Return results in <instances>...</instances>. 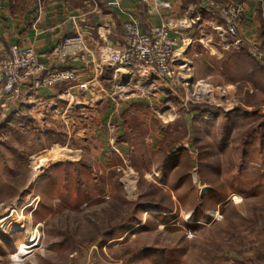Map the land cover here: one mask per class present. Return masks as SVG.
<instances>
[{
	"label": "rangeland",
	"instance_id": "1",
	"mask_svg": "<svg viewBox=\"0 0 264 264\" xmlns=\"http://www.w3.org/2000/svg\"><path fill=\"white\" fill-rule=\"evenodd\" d=\"M218 31L241 51L222 77L139 72L99 107L0 106V264H264V63Z\"/></svg>",
	"mask_w": 264,
	"mask_h": 264
},
{
	"label": "crops",
	"instance_id": "2",
	"mask_svg": "<svg viewBox=\"0 0 264 264\" xmlns=\"http://www.w3.org/2000/svg\"><path fill=\"white\" fill-rule=\"evenodd\" d=\"M110 1L117 4L109 6ZM213 1L231 0H0V59L12 45L31 47L46 67L69 70L75 76L52 87L34 88L25 84L15 97L4 93L0 72V106L6 105L3 108L9 116L27 109L36 114L47 113L46 108L51 107L58 113H66L72 108L105 105L112 86L126 83L135 74L109 61L110 53L123 42L124 24L132 19L142 33L167 27L171 36L179 39L173 65L181 79H213L222 77L223 70L231 73L232 67L240 62L241 51L216 37L220 36L218 30L224 23L207 11L208 3ZM236 1L243 9L241 41L264 44V14L259 11L262 3ZM215 19H220V24ZM77 34L84 35L93 58L60 59L53 54L60 42ZM140 74L143 82L152 84L151 79H155L154 87L162 85L154 69ZM106 111L111 112V107Z\"/></svg>",
	"mask_w": 264,
	"mask_h": 264
},
{
	"label": "built area",
	"instance_id": "3",
	"mask_svg": "<svg viewBox=\"0 0 264 264\" xmlns=\"http://www.w3.org/2000/svg\"><path fill=\"white\" fill-rule=\"evenodd\" d=\"M116 4V1L108 2L109 6ZM206 9L222 19L228 35L238 36L243 21V9L238 1L227 4L209 2ZM124 30L120 47L110 53L109 61L113 65L133 73L154 69L161 79L168 81L174 79L177 72L173 65V57L180 47V41L171 36L167 27H157L149 33H142L137 21L132 19L124 24ZM53 54L60 59L86 61L94 53L84 35L77 34L60 42ZM249 55L256 61L264 63V44L249 42ZM0 72L4 81V93L15 97L21 94L25 84H30L34 88L52 87L75 77L72 71L46 67L33 48L19 45H12L8 53L0 59Z\"/></svg>",
	"mask_w": 264,
	"mask_h": 264
},
{
	"label": "trees",
	"instance_id": "4",
	"mask_svg": "<svg viewBox=\"0 0 264 264\" xmlns=\"http://www.w3.org/2000/svg\"><path fill=\"white\" fill-rule=\"evenodd\" d=\"M263 23H264V21H263ZM195 108H198L197 110H203L202 112H205L206 114L207 113H210V114H212V113H214L216 110H217V108L216 107H211V106H204L203 107V109H201L200 107H195Z\"/></svg>",
	"mask_w": 264,
	"mask_h": 264
},
{
	"label": "bare ground",
	"instance_id": "5",
	"mask_svg": "<svg viewBox=\"0 0 264 264\" xmlns=\"http://www.w3.org/2000/svg\"><path fill=\"white\" fill-rule=\"evenodd\" d=\"M13 215V214H12ZM7 216H9V215H5L4 214V216H2L1 218H0V223H2L6 218H7ZM8 224V223H7Z\"/></svg>",
	"mask_w": 264,
	"mask_h": 264
}]
</instances>
